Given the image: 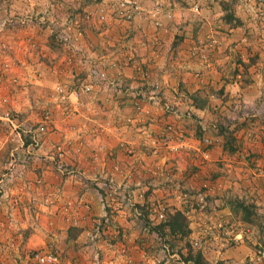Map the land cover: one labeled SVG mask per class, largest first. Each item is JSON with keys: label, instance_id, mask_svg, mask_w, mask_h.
Returning <instances> with one entry per match:
<instances>
[{"label": "rangeland", "instance_id": "rangeland-1", "mask_svg": "<svg viewBox=\"0 0 264 264\" xmlns=\"http://www.w3.org/2000/svg\"><path fill=\"white\" fill-rule=\"evenodd\" d=\"M208 1L165 45L115 0H0V264H264V19Z\"/></svg>", "mask_w": 264, "mask_h": 264}, {"label": "built area", "instance_id": "built-area-1", "mask_svg": "<svg viewBox=\"0 0 264 264\" xmlns=\"http://www.w3.org/2000/svg\"><path fill=\"white\" fill-rule=\"evenodd\" d=\"M84 3L87 2H94L102 6L104 4L105 0H80ZM98 1V2H97ZM259 6V16L264 19V13L263 9L260 8L264 0H256L254 4ZM141 2V0H115L114 5H113V14L116 20L121 21L123 23H133L136 19L138 18H146L151 25H153L156 29H160L162 26L161 23V15L163 10H160L159 7L155 6L150 9L145 8ZM191 10L194 12L199 11V7L196 3H194L191 7ZM102 11V10H101ZM171 13L167 12V16L170 17ZM103 18V17H102ZM262 25L264 27V20L262 21ZM244 41V39L242 40ZM210 46H213V42H210ZM89 87H85L84 92H88ZM59 91H62V89H59ZM166 133L169 135L166 137L165 140H163L164 147L167 148L169 151L173 153H178L181 149L186 150H193L195 153L200 155L202 158L208 157V151L207 149H201L199 145H195V147H192L193 144L189 143L190 141L185 137L183 133H177V129H173L172 126L166 127ZM204 143L206 144V147L210 146L209 145V140L205 139ZM49 260L51 262H55L57 259L55 257L50 256ZM45 258H41V262H44Z\"/></svg>", "mask_w": 264, "mask_h": 264}, {"label": "crops", "instance_id": "crops-1", "mask_svg": "<svg viewBox=\"0 0 264 264\" xmlns=\"http://www.w3.org/2000/svg\"><path fill=\"white\" fill-rule=\"evenodd\" d=\"M142 1V3H144V5L146 4V5H152L156 0H141ZM154 1V2H153ZM163 3H164V5H165V7L167 8H169L168 10L169 11H172V12H174L173 13V20L169 23V29H168V31L166 32V33H164L163 31H160V30H156V29H154L150 24H148L143 18H138V19H136L134 22H133V24L132 25H130L131 27V30H130V32L134 35V36H141L142 38L144 37H147L148 38V41L150 40V39H152V38H154L155 36H157L159 39H161L162 41H164L165 42V45H167L169 42H170V40H172V37H173V35H174V33H176L177 32V29L179 28V25L182 23V25H181V28H183V29H185V19H182L183 18V16H185V14L186 13H190V14H192L190 11H189V5H187L186 6V8L185 9H183V13H179V11H178V8H177V6H176V4H175V2H174V0H161ZM183 1H186V4H188L190 1H192V2H198V1H200V0H183ZM108 3V0H105V3ZM208 4H211L212 3V5H213V3H214V7H213V9H211L209 12L208 11H205L204 12V10L203 9H201V11H200V14H198V15H196V17H198V18H200V17H203V19H204V17H206L205 19H206V21L202 24V26L203 27H205V28H207L209 25H213L214 24V16H212L211 15V12L213 11V12H215L216 10H218L219 9V7H217V6H215V3H217V0H210V1H208L207 2ZM217 5V4H216ZM245 5H247L246 3H245ZM263 5H264V3H263ZM262 5V6H263ZM247 6H249L250 7V5H247ZM252 12H253V16H255L256 15V13L252 10ZM193 16H195V14H192ZM257 16V15H256ZM198 18L196 19V20H198ZM202 19V20H203ZM201 20V19H200ZM116 23V22H115ZM180 23V24H179ZM123 26H125L126 27V25L124 24V25H117V27H123ZM209 29V28H208ZM235 31V32H234ZM182 32V31H181ZM180 32V33H181ZM215 32V31H214ZM232 32H234V34L233 35H230V36H228V42H231V40H238V34L241 32V30H238V28L236 29V30H234V29H231V30H229V33L228 34H232ZM217 33V32H216ZM220 34V33H219ZM225 38H226V36H225ZM235 38V39H234ZM252 38V37H251ZM250 41V43L252 44L253 43V41L252 40H249ZM228 44V43H227ZM226 44V45H227ZM224 49V45H222L218 50V53H221L222 52V50ZM109 58V57H108ZM263 64H264V62H263ZM200 81H201V79H200ZM197 82H199V80H197ZM109 113H107L106 115L107 116H109L108 115ZM111 114V113H110ZM128 134V133H127ZM125 137L126 138H128L129 140H134L136 143H137V138H136V136L135 135H133V136H131V134H130V136L129 137H127V135L125 134ZM110 140L111 141H113L114 139L113 138H110Z\"/></svg>", "mask_w": 264, "mask_h": 264}, {"label": "trees", "instance_id": "trees-1", "mask_svg": "<svg viewBox=\"0 0 264 264\" xmlns=\"http://www.w3.org/2000/svg\"><path fill=\"white\" fill-rule=\"evenodd\" d=\"M175 225L177 226V225H179V224H175ZM170 226H172V224H171ZM176 226H175V227H176ZM172 230H175V228H174L173 226H172ZM197 261H198V259H197Z\"/></svg>", "mask_w": 264, "mask_h": 264}]
</instances>
